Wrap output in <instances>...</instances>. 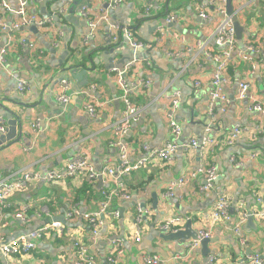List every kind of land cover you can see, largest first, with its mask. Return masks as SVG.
Segmentation results:
<instances>
[{
  "label": "crops",
  "instance_id": "1",
  "mask_svg": "<svg viewBox=\"0 0 264 264\" xmlns=\"http://www.w3.org/2000/svg\"><path fill=\"white\" fill-rule=\"evenodd\" d=\"M145 4L146 0H123L118 8L111 9L108 0H78L71 4L65 0H31L34 13L42 17H56L59 13L62 18L50 29H36L35 33L31 27L15 33L5 63L0 65V117L5 119L4 114L11 111L22 121L17 139L0 147V179L7 181L24 172L43 175L48 171H63L82 153L88 155L99 177L95 180L83 176L65 178L61 183L36 181L14 194L6 205L0 204V232L8 242L49 224L61 223L66 227L37 241L31 253L15 258L0 256V264H74L75 241L83 243L99 264H145L144 257L155 255L164 264H205L209 257L217 258L216 264H242L252 254H264V221H254L253 227L247 220L239 234L232 230L239 216V205L243 204L246 210H261L257 198L264 196V114L253 110L252 101H236L240 83L249 82L251 97L264 107V60L254 57V62H246L239 56L248 38L264 46V0H233L245 34L242 43H237L228 68L225 93L230 105L226 110L216 105L212 111L208 102L213 91L214 65L203 55L198 57L199 44L206 45L205 49L215 48L214 37L224 19L222 11L226 14L227 2L158 0L150 14L146 13ZM85 5L90 12L88 19L81 14ZM10 6L15 10V1L10 0ZM203 6L209 13L207 20L200 17ZM158 12L164 16L159 18ZM103 15L108 16V21L102 20ZM169 17L174 18L171 24L166 22ZM0 18L8 25L17 20L14 13L3 9ZM90 19L101 21L93 39H88ZM114 27H120L116 29L119 43L113 42L110 36ZM128 35L147 47L142 53L144 59L140 60L143 63L128 73V82L137 84L151 79L152 83L148 89L139 87L133 92L132 101L142 107L143 113L122 138L118 128L125 111L122 90L107 67L123 60L129 63L134 57L136 52L129 46ZM22 39L34 42L37 52L24 51ZM6 43L5 33L0 30V51ZM112 48L115 52L109 54L107 63L104 55ZM96 50L98 54L91 59V52ZM60 79L71 83V102L67 105L58 101L60 94L56 89ZM20 80L30 85V92L25 95L18 91ZM195 81L201 85L195 86ZM174 93L180 94L181 102L173 111ZM91 99L102 107L96 118L84 109ZM171 118L182 127L178 144L202 140L206 128L212 127L217 146L207 161H202L198 151H183L169 165L152 163L122 178L107 174L108 169L118 171L123 145L129 151L130 163H135L144 157L146 145L161 149L174 141ZM35 124L39 125L36 131ZM236 126L244 129L243 136L229 146L227 138ZM259 130L262 133L256 139L247 132ZM232 157L242 165H234ZM200 166L216 167L218 179L213 190L200 193L203 180L197 177L177 189L174 198L166 197L173 180L197 171ZM119 189L132 198L128 201L116 197L110 201V210L118 211L120 217H102L104 226L93 244L90 225L83 217L99 212L108 201L106 194ZM223 189L232 198L233 219L213 224L211 213ZM138 206L150 210L143 225L134 224ZM17 213H24L29 222L14 219ZM70 213L75 216L73 220H68ZM171 217L185 219L178 231L185 230L191 220L193 231L211 232L208 258L203 255L202 245L188 254L187 246L193 240L182 244L158 235V226ZM135 233L141 235L139 243L134 239Z\"/></svg>",
  "mask_w": 264,
  "mask_h": 264
},
{
  "label": "built area",
  "instance_id": "2",
  "mask_svg": "<svg viewBox=\"0 0 264 264\" xmlns=\"http://www.w3.org/2000/svg\"><path fill=\"white\" fill-rule=\"evenodd\" d=\"M15 1L16 9H12L10 6V0H0V10H7L8 12L14 13L17 17V20L14 24L8 25L2 18H0V30L5 33L7 38V43L0 51V65L5 63L6 55L14 43V34L24 30L29 29L31 27H35L38 30H46L47 28H52L56 21L62 18V14L57 13L56 17H52L49 15L47 17H42L32 11L31 0H11ZM67 3L71 4L78 0H65ZM88 1V0H82ZM158 0H146L145 11L147 14H150L154 5ZM223 4L227 2V0H220ZM109 6L111 9L118 8L123 0H108ZM55 12H58L57 10ZM224 19L220 23L219 27L216 30V35L214 37L215 48L206 45H200L199 55H203L206 59L212 61L214 68L211 76V83L213 85V91L210 94L208 108L210 111L214 109L216 105H221L222 110H226L230 105V100L227 94L225 93V85L228 82V68L231 63V57L237 50V37L236 30L234 26V17H238V14L235 12L233 16H227L224 11ZM53 14V13H52ZM81 14L84 18L90 17V12L85 5ZM51 16V17H50ZM200 17L204 20L209 18V13L207 11V7L203 6L200 10ZM102 20L104 22L108 21V16L103 15ZM174 21L173 17H169L167 19V24H171ZM100 20H92L90 19V34L88 39H93L97 36L100 29ZM120 27H114V32L111 33V39L115 43H119L120 39L116 35V29ZM160 33L163 32L162 28H158ZM59 34L62 33L59 31ZM129 46H131L134 51H138L140 49L147 48L145 44L140 43L138 40H132L128 35ZM246 42L251 44H245L243 47V51L239 52V56L243 61L246 62H254V57L264 60V46L260 47V43L253 41V38H248ZM22 48L24 51L29 53L37 52V45L34 42H29L26 39L21 40ZM119 49V48H118ZM193 50V49H191ZM202 51V52H201ZM198 57L194 58L192 62H195ZM33 62V57L32 61ZM138 59H133L130 61L122 70L120 69H111L109 70V75L113 76L118 83L120 89L122 90L121 100L124 104L125 111L120 121L118 128L121 137L123 138L128 131L131 129L133 123H136L140 120L143 109L142 107L137 106L132 101V94L139 87H143L144 89H148L151 85V79H147L146 81H139L137 84H130L128 82V73L131 68L141 64ZM253 70H255V66H253ZM201 83L199 81H195V86H200ZM1 88V82H0ZM60 95L58 96V101L62 104H69L71 102V83L69 80L64 79L60 82ZM18 91L20 94L25 95L30 92V85L27 81L20 80L18 83ZM252 93V85L249 82H242L238 86L236 93V101L242 102L248 100L249 102H253V110L259 113L264 114V107L251 97ZM181 102L180 94L174 93L171 96V109L174 111L179 108ZM101 104L97 102L95 99H91L88 102L84 109L87 113L92 117L96 118L101 109ZM171 132L175 137L174 141H170L161 149H152L149 146L144 147L145 155L143 158L139 159L135 163H130L129 161V151L123 145L120 148V167L118 171L114 169H108L107 174L110 176L117 175L122 178L125 176H129L132 172L139 171L142 168H146L148 165L152 163H165L169 165L175 161V156L178 152L189 153L192 151H198L202 161L208 160V155L210 153H214L216 148V140L212 135V127L208 126L205 130V136L202 140L191 139L185 144H178L177 140L180 138L182 134L181 125L176 122L173 118L170 121ZM39 128L38 124L33 125V129L36 131ZM8 125L7 121L0 117V135L7 134ZM244 129L239 126L234 127L227 138V145L232 146L243 136ZM252 134L251 138L256 139L257 134H261L262 131L250 132ZM231 162L234 165H242L241 161H237L234 157L231 158ZM102 173L100 174V176ZM79 176L89 177L91 180H95L99 177L98 173L95 171V168L90 162V159L87 154L82 153L79 156L74 157L65 167L63 171H48L45 174H40L38 172H24L10 180H2L0 179V204L6 205L8 200L16 193L22 192L26 190L30 185H32L36 181L45 180L50 183H61L65 178H77ZM197 177H202L203 183L199 187L200 193H206L215 188L217 179H218V171L214 166H200L199 169L191 174H188L178 180H173L166 193L167 198H174L175 191L177 189L184 188L187 184H189L193 179ZM120 197L121 199H125L130 201L132 196L123 192L122 190H114L110 195L106 194L107 202L102 206V209L99 212L86 214L84 215V220L87 224L90 225L91 234L93 237V244L98 238L103 226L104 222L102 217H113L118 219L120 214L118 211L110 210V201L113 198ZM257 201L260 205H262V209H253L246 210L244 209V205L240 204L238 207L239 216L237 218L236 223L232 227V230L239 234L241 233L242 227L247 222L249 218H252L255 222L259 223L264 221V196H259ZM232 208V198L229 195L227 189H223L218 196V201L211 213V221L213 224H224L227 222H231L233 217L231 213ZM24 211L27 210V207L23 208ZM150 215V210L144 207L138 206L136 208V221L134 224L143 225L144 217H148ZM16 219H19L23 222H29V219L24 213H17L15 215ZM75 216L73 214H69L68 220H73ZM185 219L183 217H171L167 219L165 222L161 223L158 226L159 231H165L168 233L176 232L181 226L184 224ZM135 227V225H134ZM66 227L61 223H53L46 225L42 228L35 229L31 231L27 235H22L10 242H8L3 234L0 232V256L3 258H15L23 254L33 252L37 247V241L43 239L47 235H50L53 231L62 232ZM135 229V228H134ZM212 238V234L208 230H199L198 238L193 240L188 246V254L194 253L196 250L201 248L202 242L205 240H210ZM134 239L137 243L141 241V235L138 233L134 234ZM76 246V260L74 264H99L98 259L95 256L89 254V249L80 241H75ZM218 261L215 257H209L207 264H216ZM116 263V261H114ZM145 264H164L165 261L159 256H146L144 257ZM242 264H264V254L255 253L247 257Z\"/></svg>",
  "mask_w": 264,
  "mask_h": 264
},
{
  "label": "water",
  "instance_id": "3",
  "mask_svg": "<svg viewBox=\"0 0 264 264\" xmlns=\"http://www.w3.org/2000/svg\"><path fill=\"white\" fill-rule=\"evenodd\" d=\"M226 5H227L226 15L227 16H233L235 14L234 7H233V0H227ZM234 26H235V30H236L237 41L239 44H241L243 41L244 34H245V28L241 25L240 21L238 20V17H234ZM31 30L35 33L38 32L36 30V28H34V27ZM143 51H144V49H140V50L136 51L134 57L133 56L131 57L132 58L131 61L133 59H138V60L144 59L145 56L142 54ZM114 52H115V49L112 48L109 53L107 52L104 55L107 63H109L107 60L109 54L114 53ZM127 64H128V62H126V60H123V61H121V63H119L117 65L111 64L109 67H107V69L108 70H111V69L122 70ZM61 80L62 79H60V82H61ZM4 116L6 117L5 118L6 121L8 120L7 121L8 131H7V134L2 135L0 137V147L15 141L17 139V133L20 132V130H21V129H19V131H18V127L19 128L22 127V121H21L18 114L10 111V112H8V114H4ZM102 179L103 178H100L101 181H102ZM154 209H156V210L158 209V200H156V197H155ZM121 212H123V211H121ZM122 217H124V214H122ZM248 223L250 225H252L253 227L255 226L254 220L252 218L248 219ZM158 235H161L163 239H166L169 241H179L182 244H185V242L190 241V240H196L198 238V232L193 231V222L191 220L188 221L186 229L183 231H178L175 233H168L165 231H159ZM210 243H211L210 240H205L202 242V248H204L203 255L205 258H208L210 253H211V251L209 249ZM207 261L208 260H206L205 264H207Z\"/></svg>",
  "mask_w": 264,
  "mask_h": 264
},
{
  "label": "trees",
  "instance_id": "4",
  "mask_svg": "<svg viewBox=\"0 0 264 264\" xmlns=\"http://www.w3.org/2000/svg\"><path fill=\"white\" fill-rule=\"evenodd\" d=\"M158 13H159V12H158ZM158 16H159V18H160V17L164 16V13L161 12V13L158 14ZM246 43H247V44H251V43H248V42H246ZM246 43H245V44H246ZM97 54H98V50H96V51H92L91 54H90L91 59H92L93 57H95ZM71 60H73V58H72ZM72 68H73V67H71V69H72Z\"/></svg>",
  "mask_w": 264,
  "mask_h": 264
},
{
  "label": "rangeland",
  "instance_id": "5",
  "mask_svg": "<svg viewBox=\"0 0 264 264\" xmlns=\"http://www.w3.org/2000/svg\"><path fill=\"white\" fill-rule=\"evenodd\" d=\"M66 77H68V76H66ZM69 78V77H68ZM57 91H58V94H60V91H59V88L58 89H56ZM14 219H16V217L14 216Z\"/></svg>",
  "mask_w": 264,
  "mask_h": 264
},
{
  "label": "clouds",
  "instance_id": "6",
  "mask_svg": "<svg viewBox=\"0 0 264 264\" xmlns=\"http://www.w3.org/2000/svg\"><path fill=\"white\" fill-rule=\"evenodd\" d=\"M155 256H157V255H155ZM161 258V257H160Z\"/></svg>",
  "mask_w": 264,
  "mask_h": 264
}]
</instances>
